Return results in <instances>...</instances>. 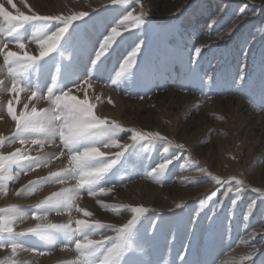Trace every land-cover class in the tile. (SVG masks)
I'll return each instance as SVG.
<instances>
[{
    "label": "rangeland",
    "instance_id": "obj_1",
    "mask_svg": "<svg viewBox=\"0 0 264 264\" xmlns=\"http://www.w3.org/2000/svg\"><path fill=\"white\" fill-rule=\"evenodd\" d=\"M55 1L63 2V10L53 9ZM81 1L87 5L99 1L97 8L107 4V0ZM81 1L52 0L51 5L49 0H13V3L27 15L33 11L41 15L65 11L64 15H68L70 9L77 11L73 6ZM179 1L185 2L180 11L165 14L170 5ZM0 3L15 14V9L6 0H0ZM141 3L148 13L145 19L149 30L141 35L129 25V30L136 32L144 42L143 52L137 57L138 62L141 60V70L134 77L122 78L117 84L110 79L115 77L118 64L131 50L128 45L133 43L132 38L102 57L99 66L92 61L105 29L115 26L111 25L114 19L121 18L120 8L138 14L140 5L131 3L102 8L73 21L54 51L25 71L21 70L20 85L24 90L16 94L13 111L19 115L25 105L29 109L48 107L46 99L31 97L30 92L35 91L37 97H46L55 77L53 90L56 94L71 89L72 94L81 99L87 95L95 115L115 119L125 128L160 131L173 141L171 145L160 141L132 144L131 133L120 132L121 143L127 141L130 147L100 181L104 187L115 186L113 191L95 197L89 196L86 190L81 191L78 206L92 212V218L105 223L119 226L126 223L132 213L121 208L117 214L103 207L98 200L107 205L130 204L150 210L133 226L131 245L120 264H220L221 261L249 264L250 260L253 264H264V233L258 231L264 226V200H257L254 213L246 221L247 205L256 200L258 194L243 189L238 208L232 209L230 201L237 194L225 197V187L216 185L208 176V173L222 177L235 175L250 184L249 176L236 173L247 169L245 171L264 177V4L254 0H141ZM252 9L256 15L250 14ZM216 18L218 21L213 25ZM233 21L237 26L229 33L226 29ZM54 23L58 22L43 27L40 22H28L14 34L23 40L25 48L20 49L13 40L6 50L17 52L21 57L25 53L38 55V47L32 41L37 35L55 31ZM7 27L0 20V40H7ZM120 31L127 35L124 29ZM81 42H85L82 52L79 50ZM200 45L205 47L197 57L194 47ZM0 50H3L2 44ZM8 67L0 54V80L8 82L10 79ZM88 76L91 87L84 84ZM78 82L86 91H77L75 84ZM12 99L13 93L0 88V154L7 155L20 148L31 156L43 153L46 160L57 152L60 140L56 139L55 146L45 144L43 149L31 143L21 144L19 140L13 143L15 121L7 112L8 100ZM112 135V130L98 129L81 143L102 144ZM25 138L29 141L47 139L41 132L27 134ZM175 143H183L185 148L176 149ZM117 150L112 149L113 152ZM173 156L180 159L173 161L162 175H150L152 167ZM62 166H67L63 157L52 159L45 167L33 166L32 171L13 164L5 173L11 177L20 173L18 178L5 179L0 190V210H3L0 217L9 220L8 226L13 233H27L37 223H71L75 227L76 218L92 219L75 210L69 214V209L49 212L39 221L33 219L35 204L61 187H71L75 183L72 178L64 185L36 182ZM199 168H206L207 172L199 173ZM194 174L198 175L192 181L183 179ZM212 191L217 194L209 199ZM197 193L199 195L193 196ZM163 202L171 207L160 206ZM177 203L182 207L177 208ZM252 232L258 234L249 238ZM108 234L114 235L110 231ZM6 235L0 232V237ZM13 238L16 243L23 244L24 249L35 248L36 251L19 250L16 256H10V249H0V264H10L12 260L16 264L78 262L74 243H69L72 234L63 230H49L44 237L27 233ZM185 250L186 261H180L177 256L185 255ZM70 253L75 257H70Z\"/></svg>",
    "mask_w": 264,
    "mask_h": 264
},
{
    "label": "snow or ice",
    "instance_id": "obj_2",
    "mask_svg": "<svg viewBox=\"0 0 264 264\" xmlns=\"http://www.w3.org/2000/svg\"><path fill=\"white\" fill-rule=\"evenodd\" d=\"M6 3L11 5L15 9V14L9 11L4 3H0V20L7 24V40H0V44L3 45V50H0V54L3 55L5 64L9 65L8 82L0 80V88H4L6 91L13 93V99L8 100L7 112L11 116L12 120L15 121V132L12 136V142L15 143L17 140L21 144L31 143L38 145L41 149L45 147V144H52L55 146L56 139L60 140V145L57 146V152L52 153L47 159H44L43 153H39L37 156H31L26 150L17 148L15 152H11L7 155L0 154V190L3 189V181L5 179L18 178L20 173H16L15 177L5 176V173L11 168L13 164L18 165L21 169L27 168L29 171L36 168L47 166L52 159H60L61 157L67 160V166H62L57 171H50L48 176L38 178L36 182H54L59 185H64L66 180L72 178L75 183L71 187H61L59 191L52 192L45 199L35 204L34 208L36 211L33 212V219L37 221L46 217L49 212L56 211L59 213L62 209L75 210L77 213H83L85 217L92 218L93 213L85 210L78 206L77 201L80 199L82 190H86L89 196H98L99 194L107 195L111 193L115 186L104 187L100 181L102 178L117 164L118 160L130 147V144L126 141L121 143L119 138L120 132L131 133L129 140L133 143L140 141H146L149 143L153 142H166L167 144H173L172 140L162 134L160 131H141L135 127L125 128L124 125L119 123L115 119H108L107 117H99L93 112V104L89 103L87 95L83 99L76 95H73L71 89L67 91H61L59 94L54 92L55 88V77L53 78V86L48 88L47 96L37 97L35 91L30 92L31 97L38 99H46L48 107L37 109L36 107L28 108L25 105V110L17 115L12 108L13 100L16 98V94L24 89L20 85L21 70L25 71L34 62L40 61L47 57L48 54L54 51L60 44L61 39L68 32L69 27L73 24V21L81 20L85 17L90 16V11L96 12L102 8H117L116 6L121 4L135 3L140 5V11L138 14H134L133 11H128L126 8H120L122 15L120 19H114L111 25L104 31L106 34H102V42L98 43V51H95V57L93 64L99 66L102 63V57L110 54L117 47H120L127 43L129 38L133 39V43L128 45L131 49L126 56H124L123 62L118 64L119 70L114 71L115 77L112 79L113 84H117L122 78L134 77L139 70H141V60L138 62V54L143 52L142 44L144 43L140 36L134 31L129 30L135 29L140 32L141 35L149 30L148 22L145 19L148 16L147 11L144 10V6L141 0H107V4H102L96 9L90 11H73L68 15L53 14V15H41L38 12L33 11L31 15H27L17 8L13 0H6ZM180 11V10H178ZM243 11V10H241ZM218 18L212 21V24H216ZM28 22H40L43 27L51 22L54 23L53 27L55 31L44 33L43 35H37L33 39L38 47V55H29L25 53L23 57L19 56L17 52L8 51V43L16 41L20 49L25 48L23 40L19 39L14 34L18 29L23 28ZM62 25V26H61ZM210 25L209 27H211ZM235 21L232 22V26L227 28L226 31L231 33L236 27ZM110 29V30H109ZM120 29H124L127 35H123ZM220 38V37H218ZM85 47V42H81L80 51L82 52ZM205 45L194 47V52L197 57L202 54V49ZM133 66H135L133 70ZM245 76L242 77V81ZM202 80V78H201ZM84 84L88 87L92 86L91 77L88 76L84 79ZM209 84H211V78H209ZM75 87L77 91H86L81 83H76ZM112 101L109 99L108 101ZM98 129H109L112 130V137L105 143H81L86 141L87 138ZM34 132L44 133L47 137L46 140L32 139L27 140L25 137L27 134ZM176 149H184L183 143H175ZM118 149L113 152L112 149ZM103 149V150H102ZM180 159V157L173 156L171 159L165 158L162 163L152 167L150 175L159 176L162 175L169 165ZM23 162V163H22ZM159 166V168H158ZM199 173L207 172L206 168H199ZM208 176L215 182L216 185L225 187L224 193L227 191L228 197L231 193H236V197L231 199L230 203L232 209H236L239 206L241 199L240 193L243 189H251L252 192L258 194L257 199L251 201L247 205V211L244 214V220H248L249 217L254 213L256 208L257 200H264V191H261L259 187H253L251 184H247L243 179L238 178L235 175L222 177L220 175H213L208 173ZM187 181H192L194 178H183ZM29 181L30 184L36 183ZM230 185V186H229ZM233 185L238 186V191L230 190ZM98 190V191H97ZM215 193V195H213ZM19 191L17 195H19ZM216 191H212L209 194V199L216 196ZM235 200V205H232V201ZM101 203L103 207L110 208L113 212L120 214V209L123 208L125 211H130L132 216L127 219L126 223L117 224L105 223L100 219H75V227L71 223L56 224V223H37L35 227L27 230V233H33L37 236L44 237L49 230H63L64 232L71 233L72 239L69 243H74L75 249L79 254L78 262L73 264H120L125 253L129 250L131 245L130 236L132 233L133 226L137 224L141 216L150 210L144 206H133L130 204L122 205H107ZM223 201H220L222 204ZM217 206H220L219 204ZM177 208H181L182 204L177 203ZM203 207V203H201ZM143 209V211H140ZM3 211V210H0ZM215 212V209H213ZM9 220L6 217H0V232L7 233L8 235L0 237V249H10V256H16L19 250L24 251H36L35 248L24 249L23 244L16 243L13 238L15 235H26L27 233H13L12 228L8 226ZM107 229L108 231H104ZM155 229V225H153ZM114 233L109 235L108 232ZM259 233H264V226L259 230ZM91 233V234H90ZM94 233H98L94 235ZM78 234V235H77ZM258 233L252 232L249 234V238H254ZM99 235V239L93 238ZM255 251V247L253 246ZM37 255H45L44 252H36ZM187 250L185 255H178L177 258L180 261H186ZM9 264V262H5ZM10 264H16L15 260H12ZM170 264V262H169ZM220 264H225L221 261ZM249 264H253V261H249Z\"/></svg>",
    "mask_w": 264,
    "mask_h": 264
},
{
    "label": "bare ground",
    "instance_id": "obj_3",
    "mask_svg": "<svg viewBox=\"0 0 264 264\" xmlns=\"http://www.w3.org/2000/svg\"><path fill=\"white\" fill-rule=\"evenodd\" d=\"M71 1V0H70ZM75 1V0H74ZM77 1V0H76ZM81 1V0H80ZM254 1H256L257 3H259V4H264V0H254ZM98 2L99 1H97L96 2V4L95 5H91V4H89V5H87V3H83L82 1L81 2H79L78 4H75L73 7L75 8V10H77V11H79V10H83V11H90V7L89 6H91V9H96L97 8V4H98ZM51 3H53L52 2V0H49V3L48 4H50L51 5ZM75 3V2H74ZM73 3V4H74ZM185 2H182V1H179V2H176V3H173L172 5H170L168 8H167V12H165V14H167V13H174V12H176V11H178L179 10V8L184 4ZM53 9H57V10H63V8H64V4H63V2H60V1H55L53 4ZM67 7V6H66ZM70 7V6H69ZM72 7V8H73ZM203 7V6H202ZM51 9H52V7H51ZM50 9V10H51ZM56 10V11H57ZM68 10V9H67ZM72 9H70L69 11H67V12H73V11H71ZM64 13H65V11H64ZM63 13V14H64ZM90 13H92L91 11H90ZM250 14L251 15H256V11L255 10H253L252 9V11L250 12ZM249 16V15H248ZM251 18V17H250ZM264 18V17H263ZM263 29H264V25H263V27H262V31H263ZM226 32V31H225ZM264 147V146H263ZM253 148V147H252ZM255 148V147H254ZM259 151V150H258ZM257 157V156H256ZM247 159V158H246ZM252 160V159H251ZM250 160V161H251ZM247 162V161H246ZM235 164H237V161L234 163V165ZM244 164V166H245V163H243ZM247 164V163H246ZM245 170H247V169H245ZM245 170H241L240 172H236L237 174H239V175H243V174H246L247 176H249L250 177V180H251V182H250V184L253 186V187H259V188H261V187H264V177H262V174H255V173H252V171H245ZM245 171V172H244ZM233 172H234V170H233ZM259 172V171H258ZM207 189V188H206ZM197 195H199V193H197V194H195V195H193V196H197ZM186 197H188V196H186ZM177 198H179V197H176L175 199H177ZM182 198V197H181ZM151 201V200H150ZM160 206H164V207H167V208H170L171 207V205L169 204V203H165V202H163L162 204H160ZM54 219V218H53ZM44 220V219H43ZM46 220V219H45ZM122 222H123V220H122ZM64 252V251H63ZM19 255V254H18ZM49 257V256H48ZM70 257H75V255L74 254H71L70 253ZM21 258V257H20ZM52 259V258H51ZM53 261V260H52ZM51 262V261H50ZM54 262V261H53ZM2 263V262H1ZM30 263V262H29ZM28 264V263H27ZM51 264V263H50Z\"/></svg>",
    "mask_w": 264,
    "mask_h": 264
},
{
    "label": "clouds",
    "instance_id": "obj_4",
    "mask_svg": "<svg viewBox=\"0 0 264 264\" xmlns=\"http://www.w3.org/2000/svg\"><path fill=\"white\" fill-rule=\"evenodd\" d=\"M111 138V137H110ZM109 138V139H110ZM158 168H159V166H158ZM195 175H198V174H194V175H190V176H188V177H184L185 179L186 178H194V176ZM230 190H232V191H238V186L237 185H233L232 187H231V189ZM261 191H264V187H261ZM213 195H215V193H213ZM224 195L225 196H227V191L224 193ZM254 202V201H253ZM235 200H233L232 201V205L234 206L235 205ZM217 208H219V206H217ZM140 211H143V209H140ZM91 234V233H90Z\"/></svg>",
    "mask_w": 264,
    "mask_h": 264
}]
</instances>
